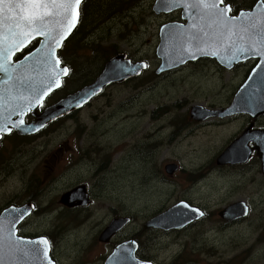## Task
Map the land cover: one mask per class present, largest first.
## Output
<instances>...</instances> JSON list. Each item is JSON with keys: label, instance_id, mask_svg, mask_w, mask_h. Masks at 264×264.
Wrapping results in <instances>:
<instances>
[{"label": "flooded vegetation", "instance_id": "af4514ba", "mask_svg": "<svg viewBox=\"0 0 264 264\" xmlns=\"http://www.w3.org/2000/svg\"><path fill=\"white\" fill-rule=\"evenodd\" d=\"M259 3L264 5V0H221L220 6L223 9L229 7L230 15L234 16L241 11L254 9ZM155 14L163 18L160 23V29L168 23H186L182 9H174L168 13L155 12ZM39 42V39L32 41L14 56V61L23 59ZM158 43L155 46V50ZM129 56L134 61L138 60L133 54L129 53ZM59 57L60 66L67 67L68 74L62 80L61 87L50 93L41 103L38 108L39 114L45 113L49 108L75 94L91 82V80L86 83L82 81V72L86 71L81 66L82 62H84L83 60L69 61L60 53ZM245 59L239 60L234 69L230 70V72L238 69L244 71V74H240L239 78L233 82L231 88L233 98L250 78L251 70L260 62L257 56H248ZM145 60L149 61V70L152 68L153 63L148 58H145ZM195 63H213L216 65V73L227 70L222 66L221 60L215 55H212V57L210 54L200 55L185 60L184 63L167 70L161 69L162 60L157 56V63L153 71L155 73L154 79L159 81V79L178 72L186 65ZM93 73H97V69H94ZM131 81L111 85L86 102L82 107L54 119L36 133L19 134L16 129H12L9 134L1 136L0 168L3 169H0V178L8 176L11 171L21 173L27 168L29 171L26 185H24L26 197L22 200H5V203L0 205V213L4 209L10 207L18 208L25 204L32 207L30 214L24 219L16 222L0 220L4 221V231L1 234L6 238H10L19 247H28L31 250L28 253L34 258L33 264H98L99 261H101V264H114L110 258L116 254L115 247L131 240L136 242L132 246L136 249L134 255L139 261L148 264H161L143 255L141 251L142 243L138 238V234H133L134 231L130 230V218L132 221V217L127 216L126 214L128 213H119L120 216L115 217L113 215L117 214L118 211H114V207L108 205L113 201L110 197L112 196L111 187L114 186L115 177L124 178L130 174L132 158L140 162V172L144 176L146 165L142 166V164L146 162L155 163L148 156L131 150L130 139L133 134L138 132V129L131 133L128 124L124 122L128 119L125 116H129L131 113L129 98L126 96L117 97V93L111 90L116 86L129 85ZM143 86L140 85L139 88ZM232 101L230 104H222L215 100L208 101L204 105L206 108L204 110L205 115L214 111L221 112L203 119H198L202 118L203 115L197 117L193 115L192 106L170 107L159 104L151 113L154 120L153 129L146 133L151 139L148 145L157 144L159 147L165 145L164 152H166L175 143V138L181 133L190 135L193 132L190 127L193 125L197 126V128L202 126L213 130H222V135L218 137V146H222L224 142L226 144L223 150L215 152L216 154L214 153L207 160L205 164L207 168L203 167V169L204 171L214 170V172L218 173L217 178L226 177L227 186L224 185L223 189L229 187L231 193L245 195L244 197L234 198L231 202L226 201L220 211L238 201H245L249 203L248 216H250L254 209L250 196L264 193V151L258 147L260 143L264 149V112L259 113L254 108L248 110L240 108L236 112L230 113L231 111H229V113H226ZM155 115L156 117H154ZM180 117H184L182 123L177 120ZM36 120L37 116L32 112L24 117L25 125L33 124ZM164 130H167V132L164 133ZM154 136H158L155 141L161 140L165 144L154 142ZM234 141L238 144L239 157L230 158L231 160L225 159L223 154ZM31 143H35L36 148L29 147L25 158L22 154L14 153L17 147L22 145L29 146ZM167 157L169 160L164 164L163 169L153 170L152 173H159L166 178V174H168L171 177L177 176L184 180L186 167L183 168L178 164L180 163L179 160L172 155ZM16 158L23 159L25 166H22L23 162L20 164L15 163ZM167 165H172L175 170L168 171L166 169ZM73 171L79 173V180L74 184L62 183V177ZM111 175L112 178L109 179ZM188 177L190 179L196 177L197 180L201 178L199 173L194 172H189ZM74 187L83 188L88 201L76 203L74 206L62 204V195ZM129 189L130 183L128 184ZM182 200L205 212V217L194 221V224L209 218L210 213L202 204L185 198L176 202ZM220 211L218 216L225 224H234L243 220V218L232 221L226 220L220 217ZM115 218L127 220L124 221L120 228L105 237L104 240L101 239L103 232L106 231ZM143 223L145 224V222ZM144 224L142 232L146 229H159L162 232L178 230L174 228H146ZM117 238L118 241H115ZM40 241H47V245L39 243ZM96 241L97 245L105 244L103 246L110 247V249L106 248L105 251L101 252L93 250V244ZM45 247L48 250L46 258L43 256ZM4 249L5 252L0 250V258L3 256L13 258L18 255V251L12 246H7ZM18 259L14 260L15 264H19ZM167 264H177V261L174 258L167 261Z\"/></svg>", "mask_w": 264, "mask_h": 264}, {"label": "rangeland", "instance_id": "374dc122", "mask_svg": "<svg viewBox=\"0 0 264 264\" xmlns=\"http://www.w3.org/2000/svg\"><path fill=\"white\" fill-rule=\"evenodd\" d=\"M136 2L126 12L128 14L126 16L130 19L128 26L136 29H128L129 27L124 26V22L120 21L119 30L112 32L117 34H114V37L113 34H109L107 41L102 44H117V48L133 54L135 58H148L153 63L152 68L138 79L132 80L129 85L116 86L111 90L117 93V97L129 98L131 113L125 116L128 119L124 122L128 124L131 133L138 129L130 139L131 150L148 156L155 163L142 164V166L146 165L144 176L140 172V162L132 158L130 174L124 178L115 177L110 197L113 201L108 204L114 207V211H118L113 216L128 213L126 215L132 217L130 230L134 231L133 234H138L143 255L161 264H167V261L174 258L177 264H264V193L250 196L254 207L250 216L243 217L238 223L225 224L218 216L225 202H231L234 198L245 195L231 193L229 187L223 189L224 185L227 186V178H217L218 173L214 170L203 169L207 160L215 152L223 150L226 144L224 142L222 146H218V137L222 135V130L202 126L197 128L193 125L190 127L193 132L190 135L181 133L166 152H164L165 145L161 147L157 144L148 145L151 139L146 133L153 129L154 120L151 113L159 104L170 107H191L194 104L206 105L208 101L214 100L222 104H230L233 98V94L231 95L233 82L240 74L243 75L244 71L238 69L216 73V65L213 63H195L155 81L153 72L157 63L155 46L160 39L159 29L163 18L155 14L154 0ZM69 47L64 55L67 60L73 61L69 58ZM86 53L87 51L81 52V54ZM140 85L144 86L139 88ZM183 118H178V122L182 123ZM157 137H153L154 142L165 144L161 140L155 141ZM29 147L36 148V144L19 146L14 153L22 154L25 158ZM168 155L177 158L180 162L178 164L183 168L186 167L184 180L168 174L166 178L159 173H152L153 170L163 169L164 164L169 160ZM15 161L18 164L23 162L22 166H25L23 159L16 158ZM28 171V168L21 173L11 171L8 176L0 178V205L4 204L5 200H22L26 197L24 185ZM189 172L199 173L201 178L190 179ZM111 178L112 175L109 179ZM78 180L79 173L75 171L62 177V183L74 184ZM182 198L202 204L208 209L209 218L172 232H162L159 229H146L142 232L143 222H148L151 217ZM242 202L249 207V203ZM115 241H118V238ZM103 245L105 244L97 245L96 241L93 250L101 252L106 248L110 249ZM98 264H101V261Z\"/></svg>", "mask_w": 264, "mask_h": 264}, {"label": "water", "instance_id": "95a60500", "mask_svg": "<svg viewBox=\"0 0 264 264\" xmlns=\"http://www.w3.org/2000/svg\"><path fill=\"white\" fill-rule=\"evenodd\" d=\"M83 1L84 0H81L80 6ZM169 1L170 0H156L154 4V10L157 13H161L163 11L168 12L177 9V7L182 8L183 16L185 19H187V23H170L162 27L161 43L157 48V54L159 57L162 58L161 69H169L172 67H176L184 63V60L192 58H186L175 65H171V63L174 61H178L186 56L195 55L197 53L207 52L218 55L219 47L221 46V41L220 38H217V32H202L199 29H196L195 33L193 34V31L190 27H235L236 20L239 18H231L227 19V21L223 19L220 21L216 20L215 15L217 14V11L214 7H212L213 0ZM206 4L208 5L207 7L205 6ZM226 9L227 17L230 18L228 16L230 8L227 7ZM255 10L256 11L254 12H258L259 14L263 11L261 7H256ZM251 14L252 13L243 15L242 23L249 22L250 19L248 18V16ZM56 19L60 18L50 17L46 22H48L50 24V27L53 28V31L51 33L52 36L58 39L59 30L58 26L55 24ZM261 20V26H264V20ZM78 22L76 23L75 27L72 28V30L69 32V34L63 39L61 46L58 48L55 47V43L53 40L45 36H36L35 33H33L32 36L28 38L27 42H25L19 47H11L13 41L11 39L8 41L9 53L7 57H5L4 55H0V138L2 134L10 133L13 128L16 129L20 134L35 133L54 119L66 113H69L72 110L80 108L92 97L99 94L108 85L112 83H123L132 77L139 76L145 70V68H147V63L145 61L132 62V60L128 58L127 53H117L106 62L104 70L94 82L89 85H86L77 93L70 95L55 106L49 108L45 113L39 114V105L54 89L58 88L55 85V80L59 79L61 85L62 78L66 76L62 74V70L65 67L61 68L59 66L60 63L56 64V60L60 61L58 57V52L62 48L64 42L75 31ZM8 23L11 24L12 22L9 21ZM3 33L4 30L0 28V35H2ZM227 37V46L226 44L224 45L222 52L227 55V58H230V56L234 57L239 50L240 37L236 35L235 31L227 32ZM36 38H41L39 46L33 52L26 55L23 59L15 62L14 56L16 55V53L22 51L23 48L27 47V45ZM21 39H23V37L17 36L15 38V42L19 44V41ZM233 43L236 44L234 45ZM37 49H40V51L37 52ZM52 49H55L54 56L51 55ZM247 51L250 52V50ZM233 66L234 63H232L228 67L232 68ZM260 68V74L264 73V65H261ZM4 69L7 70L5 71ZM53 73H56L57 75H53ZM253 73L254 71L252 72V74ZM248 83L249 82H247L246 85ZM49 86L51 87V91H48ZM45 92H47L48 94L44 95ZM233 106L234 104L232 105V107ZM193 109V115L195 117L204 113V108L202 106L195 105L193 106ZM30 112L37 116V120L33 124L25 125L24 117ZM211 115H214V113L206 115L204 118ZM21 121H23V123H21ZM171 166L172 165H168L166 167L168 171L170 170ZM174 169L175 168L170 171H173ZM79 189L81 188H76L64 194L62 197V202L68 206H74L76 205V203H82L83 201L81 199H84L86 195L83 193H81V195L79 193ZM242 206H245V203H234L231 206L222 210L220 212V215L228 220H234L238 217H244L247 214V209H245V212L243 214L238 213V210H240L239 208H241ZM183 207L187 208L188 210H193L195 212H182L178 215L176 219H173V221L171 220L167 223H164V225L157 224L161 218H164L173 210H177ZM31 208L32 207L29 205H24L18 208L10 207L1 213L0 220H10V222H16L18 220L24 219L30 214ZM229 214H233L235 218H232V215L228 216ZM161 215L149 221L146 224V227L148 228L151 226H158L163 228H183L192 221L204 216V214L200 212V210L189 206L186 202L179 203L175 207L171 208L168 212H165ZM114 222L112 224H114ZM153 222L154 224L152 225ZM116 223L117 222H115V224ZM111 228H113L112 225ZM108 229L103 233L104 235L106 234ZM0 235H2L3 237V239H0V250L4 249L7 246H12L18 251V255L16 257L8 259L5 257L6 261L0 262V264H14V260L16 258L20 259L21 262H19V264H33V258L28 253V251H31L29 250V248L22 250L21 247L16 245V243L12 242L10 238H6L1 233ZM131 243L136 242L130 241L126 244L128 245ZM126 248L127 247L124 244H121L115 249V252H120V250L126 252ZM131 251L133 255H120L119 259H115V263L118 262V264H146L135 259V248H132ZM116 255H114V258L116 257Z\"/></svg>", "mask_w": 264, "mask_h": 264}, {"label": "snow or ice", "instance_id": "6c2138e0", "mask_svg": "<svg viewBox=\"0 0 264 264\" xmlns=\"http://www.w3.org/2000/svg\"><path fill=\"white\" fill-rule=\"evenodd\" d=\"M80 3L81 0H0V28L4 30V33L0 35V46H3L0 47V55L7 57L10 39L13 41L11 47H19L27 42L33 33L36 36L48 37L54 41L56 48L60 47L63 39L78 22ZM212 7H215V4ZM50 17L60 18L55 20L59 30L58 39L52 36L53 28L46 22ZM9 21L12 23L9 24ZM17 36L23 37L19 44L15 42ZM39 51L40 49H37V52ZM51 55H55V49L51 50ZM59 63L60 61L56 60V64ZM62 74H68L67 67L62 70ZM53 75L57 74L53 73ZM55 85L56 87L60 86L59 79L55 80ZM48 91H51L50 86ZM47 94V92L44 93V95ZM3 231L4 224L0 221V233ZM0 239H3L2 235H0ZM39 243L47 245V241H40ZM43 256L45 258L48 256L47 247L43 250Z\"/></svg>", "mask_w": 264, "mask_h": 264}, {"label": "trees", "instance_id": "16d2710c", "mask_svg": "<svg viewBox=\"0 0 264 264\" xmlns=\"http://www.w3.org/2000/svg\"><path fill=\"white\" fill-rule=\"evenodd\" d=\"M136 1L85 0L82 7V21L67 41V45L63 50V56L65 57V50L70 46L69 58L71 60L80 59L84 61L81 64L83 69L86 70L82 72L83 83L93 80L96 74H99L103 69L104 63L120 51L117 48V44L103 45L102 42L107 41L109 34H113V37L115 36L114 34H117L112 32L119 30L121 27L120 21L124 22V26H130H128L130 19L126 16L128 15L126 12L137 3ZM134 28L129 27L128 29ZM86 42L89 44L87 45ZM78 43L80 44L78 45ZM83 51H87V53L81 54ZM94 69H97L95 75L93 73Z\"/></svg>", "mask_w": 264, "mask_h": 264}, {"label": "bare ground", "instance_id": "6f19581e", "mask_svg": "<svg viewBox=\"0 0 264 264\" xmlns=\"http://www.w3.org/2000/svg\"><path fill=\"white\" fill-rule=\"evenodd\" d=\"M262 20L258 17H254L250 19L247 23L236 22L235 27H221L219 37L222 46H224L227 42V32L235 31L236 35L239 37H251L254 39V45L257 49L264 51V30L261 26ZM227 45V44H226ZM264 61V55L262 56ZM240 100H244L246 103L249 104V106H254L255 104H259L261 102H264V77H257L244 88L240 92L239 96L237 97V102ZM259 149L264 151V149L261 147L259 143ZM264 159V156H263ZM120 253L116 255V257L113 259V263H115L116 258H120Z\"/></svg>", "mask_w": 264, "mask_h": 264}]
</instances>
